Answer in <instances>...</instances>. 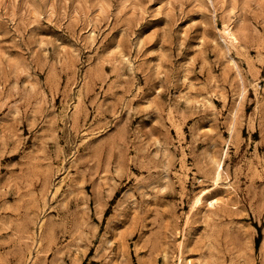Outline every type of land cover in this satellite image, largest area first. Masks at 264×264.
I'll return each mask as SVG.
<instances>
[{"label":"rangeland","instance_id":"obj_1","mask_svg":"<svg viewBox=\"0 0 264 264\" xmlns=\"http://www.w3.org/2000/svg\"><path fill=\"white\" fill-rule=\"evenodd\" d=\"M199 263L264 264V0H0V264Z\"/></svg>","mask_w":264,"mask_h":264},{"label":"bare ground","instance_id":"obj_2","mask_svg":"<svg viewBox=\"0 0 264 264\" xmlns=\"http://www.w3.org/2000/svg\"><path fill=\"white\" fill-rule=\"evenodd\" d=\"M235 37V34H234V32H229V33H227L226 34V36L224 37L225 39H227L228 41H230V40H232L233 38ZM218 167H219V169L221 170L222 169V165H220V163L218 164ZM219 173H220V171H218ZM203 191V190H202ZM201 192V191H200ZM199 196V195H198ZM196 198V197H195ZM200 199V197H197V200L196 201H198ZM210 199V198H209ZM209 201V200H208ZM214 202H215V198H213L212 200H210V202L209 203H211V204H214ZM199 264H203V263H199Z\"/></svg>","mask_w":264,"mask_h":264}]
</instances>
